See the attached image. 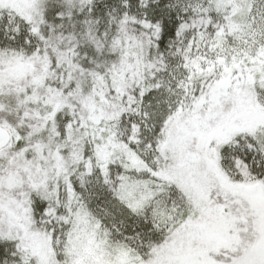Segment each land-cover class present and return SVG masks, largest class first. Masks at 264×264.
Returning a JSON list of instances; mask_svg holds the SVG:
<instances>
[{
  "label": "snow or ice",
  "instance_id": "snow-or-ice-1",
  "mask_svg": "<svg viewBox=\"0 0 264 264\" xmlns=\"http://www.w3.org/2000/svg\"><path fill=\"white\" fill-rule=\"evenodd\" d=\"M0 264H264V0H0Z\"/></svg>",
  "mask_w": 264,
  "mask_h": 264
}]
</instances>
